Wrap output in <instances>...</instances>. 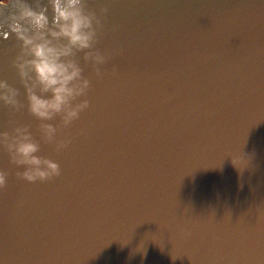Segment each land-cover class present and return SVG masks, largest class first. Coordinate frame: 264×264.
<instances>
[{"label":"water","instance_id":"95a60500","mask_svg":"<svg viewBox=\"0 0 264 264\" xmlns=\"http://www.w3.org/2000/svg\"><path fill=\"white\" fill-rule=\"evenodd\" d=\"M36 6L0 3V79L15 87L9 30ZM89 7L108 9L106 74L81 60L90 107L65 150L41 153L61 176L28 183L0 148V264H264V0ZM10 118L39 138L0 104V132Z\"/></svg>","mask_w":264,"mask_h":264},{"label":"clouds","instance_id":"9594fccd","mask_svg":"<svg viewBox=\"0 0 264 264\" xmlns=\"http://www.w3.org/2000/svg\"><path fill=\"white\" fill-rule=\"evenodd\" d=\"M36 5L10 27L16 49L11 68L20 87L0 79V104L10 117L26 110L37 121L39 138L31 124L10 118V130L0 132V148L10 164L22 169L17 172L20 179L45 183L61 176L62 169L41 154L43 146L50 145L57 153L65 150L72 142L65 130L90 107L91 82L81 60L97 79L106 74L102 66L110 56L98 45L108 9L100 7L98 14L89 0H36ZM116 72L113 65L112 74ZM6 186L7 172L0 170V190Z\"/></svg>","mask_w":264,"mask_h":264},{"label":"flooded vegetation","instance_id":"af4514ba","mask_svg":"<svg viewBox=\"0 0 264 264\" xmlns=\"http://www.w3.org/2000/svg\"><path fill=\"white\" fill-rule=\"evenodd\" d=\"M9 0H0V3H6L8 2Z\"/></svg>","mask_w":264,"mask_h":264}]
</instances>
